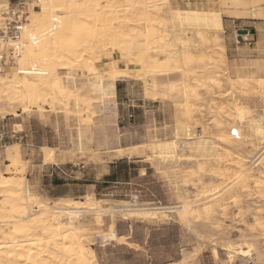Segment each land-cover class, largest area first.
Masks as SVG:
<instances>
[{"label": "rangeland", "instance_id": "rangeland-1", "mask_svg": "<svg viewBox=\"0 0 264 264\" xmlns=\"http://www.w3.org/2000/svg\"><path fill=\"white\" fill-rule=\"evenodd\" d=\"M5 2L10 8L0 11V76L8 78L21 65L18 59L23 40L14 26H27L39 9L35 7L37 0H0V7ZM160 3L162 25L157 28L167 32L172 40L179 35L181 41L198 45L191 51L193 66L183 69L193 73L190 80L203 77L209 81V77L217 76L220 86L207 82L203 89L196 90L199 101L194 97L189 101L184 99L182 89L178 91L184 80L181 73L171 69L161 75L147 69L116 82V90L103 95L94 76L75 70L72 74L81 94L78 112L72 99L70 110L48 101L41 104V109L29 106L23 112L22 107L10 106L0 97V175L19 178L28 184L38 201L52 206L72 201L84 207L88 198L103 200L99 215L92 206L81 219V235L95 252L98 264H170L180 260L186 264H264V234L255 221L259 215L264 217V199L252 184L259 177L254 163L264 153V143L251 132L248 123L229 120L233 102L246 107L248 120H259L264 112V0ZM175 10L218 12L224 31L204 30L205 38L200 39L196 31L172 23ZM242 30L248 33L239 35ZM252 30L254 34L250 33ZM143 51L144 56H154L147 46ZM222 54L225 59L217 64ZM97 61L101 69H107L110 62L104 56ZM111 61L118 67L116 60ZM67 73L60 71L63 85L72 89L74 83ZM238 78L244 84L233 82ZM173 82L178 83L174 90ZM150 92L161 98L150 100ZM186 103L191 106V114ZM231 127L240 129L241 140L229 135ZM221 133L230 139L220 144L221 148L213 149L215 155L201 160L195 156L194 161L185 159L192 156L190 143L199 141L201 136L217 141ZM173 142L177 143L181 158H160L155 154L154 148ZM43 147L55 151L51 164L44 163ZM225 148L231 151L233 160L237 161V155L245 160L244 169L253 168L254 179L222 181L211 174L212 170L222 171L229 166ZM219 157L227 160L219 162ZM19 173L23 174L16 175ZM214 187L221 189L215 199L198 200V192ZM186 202H192L195 213L181 210ZM122 206L177 208L172 213L159 212L155 217H130L124 211H116ZM28 210L31 215L36 214L34 206ZM189 215L191 219L187 218ZM110 233H116L117 240L100 236ZM230 245L243 249L251 245L252 257L236 255L230 259L225 250Z\"/></svg>", "mask_w": 264, "mask_h": 264}, {"label": "bare ground", "instance_id": "bare-ground-1", "mask_svg": "<svg viewBox=\"0 0 264 264\" xmlns=\"http://www.w3.org/2000/svg\"><path fill=\"white\" fill-rule=\"evenodd\" d=\"M160 2L161 0H37V4L34 5L39 12L32 16L27 26L19 28L23 40L22 54L20 53V60L18 59L21 64L20 68L8 78L0 76V97L6 99L10 106L22 107L23 112L29 106L41 109V104L48 101H51L52 105H62L70 110L69 102L72 99L75 101L78 112L81 94L77 92V79L72 74L75 70H81L94 76L99 82L98 91L103 95L108 90H115L116 82L131 79L134 73L143 74L147 69L154 70L161 75L171 69L173 73H181L184 80H182V88L179 87L178 91L182 89L185 100L193 97L198 99L199 95L196 90L203 89L207 82L211 86L219 87L220 80L217 76L209 77V81H205L203 77L190 80L193 73L183 70L193 66L195 59L191 51L196 50L198 45L181 41L179 35L172 40L167 32L157 28L158 25H162ZM9 8L10 4L5 2L1 5L0 11L7 12ZM171 20L175 25L196 31L200 39L205 38L204 30L215 33L224 31L222 16L214 11L175 10ZM145 46L148 51H153L154 56L143 55ZM180 49L181 53H179ZM103 56L110 61L106 64L107 69L97 66L99 62L97 60ZM224 59V54L219 55L217 64ZM111 60H116L118 67ZM123 64H128L129 67L122 68ZM60 71L68 72L67 78L74 83L72 89H67L63 85ZM233 82L244 84L241 78ZM171 84L172 90L178 85L174 82ZM154 85L157 86L156 81ZM147 97L152 101L161 98L155 92H150ZM186 104L187 109H191L189 103ZM231 105L230 122L248 123L251 132L261 143H264V112L259 120H248L249 112L246 107L234 102ZM189 109L188 112L191 114ZM7 112L12 116H20L14 111ZM232 132H235L237 137H234ZM229 135L234 139H242L239 128L231 127ZM229 135L221 133L217 141L201 136L199 141L189 144L190 150H188L192 156H187L185 159L194 161L195 156H198L200 160L212 157L211 154L216 153L213 149L216 147L219 149L220 144L227 143L230 139ZM43 150L44 163L54 162V149L43 147ZM154 150L160 158H175L176 156L181 158L177 154L176 142L171 145H160ZM223 153L228 160L223 159L229 161V166L223 167L222 171L212 170L211 174L216 179L226 181L233 178L240 182L248 178L250 180V177L255 176L252 172L253 168L244 169L245 160L239 155L235 161L230 150L225 148ZM218 160L220 162V157ZM254 164L258 169L256 173L259 172V177L253 178L252 184L264 199V153ZM204 170L202 168V171ZM22 174L16 175L21 176ZM220 187L201 190V193L198 192L201 196L198 200L215 199L214 196L221 191ZM247 187L249 188L248 184ZM103 203L105 202L101 199L94 201L88 198L84 207L72 201H67L60 207L52 206L49 203L38 201V198L31 194L28 184H24L19 178L0 175V264H98L95 252L88 247L81 235L83 228L81 219L84 211L92 206H94L95 214L99 215ZM30 205L36 208V214L29 213ZM164 208L141 209L136 206H122L115 210L124 211L130 217H155L159 212L161 214L175 212L177 207L175 209ZM181 210L185 214H192L194 212L192 202H186ZM203 210L207 211V207L204 206ZM187 218L189 219L190 215ZM255 221L256 227L264 234V217L259 215ZM100 236L111 240L118 238L116 233ZM235 246L230 245L224 248L230 259H234L236 255L252 257L251 245L245 249L241 248V245V247ZM170 264H186V262L180 260Z\"/></svg>", "mask_w": 264, "mask_h": 264}, {"label": "built area", "instance_id": "built-area-1", "mask_svg": "<svg viewBox=\"0 0 264 264\" xmlns=\"http://www.w3.org/2000/svg\"><path fill=\"white\" fill-rule=\"evenodd\" d=\"M19 28H20L19 26H14V29L16 30V34L18 33V35H21ZM232 135L234 137H237V134L235 132H232Z\"/></svg>", "mask_w": 264, "mask_h": 264}, {"label": "water", "instance_id": "water-1", "mask_svg": "<svg viewBox=\"0 0 264 264\" xmlns=\"http://www.w3.org/2000/svg\"><path fill=\"white\" fill-rule=\"evenodd\" d=\"M238 33H239V35H245V34H247V33H248V31H246V30H242V31H239ZM250 33H251V34H254V33H255V31H254V30H252Z\"/></svg>", "mask_w": 264, "mask_h": 264}, {"label": "crops", "instance_id": "crops-1", "mask_svg": "<svg viewBox=\"0 0 264 264\" xmlns=\"http://www.w3.org/2000/svg\"><path fill=\"white\" fill-rule=\"evenodd\" d=\"M115 90H116V87H115Z\"/></svg>", "mask_w": 264, "mask_h": 264}]
</instances>
